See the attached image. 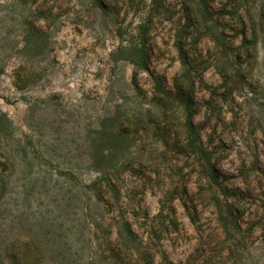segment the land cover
Returning <instances> with one entry per match:
<instances>
[{
    "label": "rangeland",
    "instance_id": "rangeland-1",
    "mask_svg": "<svg viewBox=\"0 0 264 264\" xmlns=\"http://www.w3.org/2000/svg\"><path fill=\"white\" fill-rule=\"evenodd\" d=\"M191 1L0 0V228L44 264H264V0Z\"/></svg>",
    "mask_w": 264,
    "mask_h": 264
},
{
    "label": "trees",
    "instance_id": "trees-1",
    "mask_svg": "<svg viewBox=\"0 0 264 264\" xmlns=\"http://www.w3.org/2000/svg\"><path fill=\"white\" fill-rule=\"evenodd\" d=\"M203 3L200 6L194 7L196 10V14L200 16L201 18H205L207 14V9L204 6V3L206 0H201ZM190 3L192 4L193 1L190 0ZM193 6V5H192ZM207 20V19H206ZM210 29L213 30L212 27ZM223 38L219 39V44L226 47L225 43L223 42ZM140 57H145L144 49L140 50ZM144 56V57H143ZM233 64V61L230 62ZM225 71H227L228 67H223ZM186 126L188 127V133H187V142L192 144L194 141H196V137H198V134L194 132V123L192 121V114L188 116ZM198 151H200L201 157L206 162L203 163L204 170L202 171V180L206 183H208V186H204L201 189H203L202 194L200 196L204 199H208L209 203L213 205L215 208L218 218L220 221H222V224L224 226V230L217 231V232H211L208 234V242L209 245L211 244H219L220 242H227L228 234L232 232V229L230 228V219L235 220V213L236 210L232 206H223L220 199L217 198L216 192L212 189L215 184L219 185V179L218 175L213 171V166H211V162L209 159V156H207L209 153L206 151V148L203 147H196ZM93 153L98 154L99 152H104L103 149H99L98 145L93 146ZM99 163V162H97ZM206 163H209L210 166L207 167ZM102 165V164H101ZM207 167V168H206ZM108 182V181H107ZM109 184V182H108ZM6 189V182L3 178H0V199L1 196H3ZM8 207L6 202H0V221L4 219V217L7 216ZM192 214V211L189 212ZM2 223H0L1 225ZM14 224H9V227L0 228V264H44L45 263V256L43 253V247L38 242L37 237L38 234L35 231L34 233L31 232L29 238L26 237L27 235L16 233L14 232L15 228L13 226ZM9 240L5 241V239L9 236ZM226 235V237H225ZM221 239V240H220ZM220 245V244H219ZM144 259H147L148 264H153V257L151 255L147 254H140ZM152 259V261H151Z\"/></svg>",
    "mask_w": 264,
    "mask_h": 264
}]
</instances>
